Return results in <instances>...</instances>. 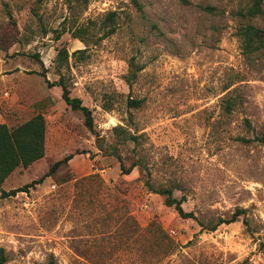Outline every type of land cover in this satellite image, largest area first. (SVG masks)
<instances>
[{
	"label": "rangeland",
	"instance_id": "1",
	"mask_svg": "<svg viewBox=\"0 0 264 264\" xmlns=\"http://www.w3.org/2000/svg\"><path fill=\"white\" fill-rule=\"evenodd\" d=\"M138 1L142 11L134 0H0V115L11 127L37 113L47 121L45 157L1 189L72 156L0 197L5 264H264V146L238 140L264 134V46L250 52L239 38L245 25L264 31V14L242 18L238 0ZM109 12L117 32L97 41ZM79 28L97 35L73 57L86 49ZM62 48L61 72L93 130L52 85ZM131 60L142 66L132 87ZM230 84L238 106L225 114ZM117 127L137 144H121ZM118 158L138 165L125 174ZM161 188L194 218L151 191Z\"/></svg>",
	"mask_w": 264,
	"mask_h": 264
},
{
	"label": "trees",
	"instance_id": "2",
	"mask_svg": "<svg viewBox=\"0 0 264 264\" xmlns=\"http://www.w3.org/2000/svg\"><path fill=\"white\" fill-rule=\"evenodd\" d=\"M86 4L91 0H85ZM241 1V8L238 10L237 14L244 19H255L264 14V0H238ZM135 6L142 11L141 4L138 0H134ZM206 9V8H202ZM119 14L117 12H109L105 15L103 19L99 22V25L95 24V29H99L102 32L100 37H96L97 41L104 40L111 37L117 32ZM96 33H91L89 29L79 28L74 33L73 36L79 39L85 44L86 49L78 50L72 55L76 57L80 53H84L87 48L91 45V39L96 36ZM239 38L243 41V44L247 50L250 52H255L264 46V31L253 26L245 25L242 26L239 32ZM70 60L69 51L66 48L59 50L58 55L55 59L57 69L59 72L60 80L57 81L53 86H58L62 89V99L64 102L74 111H80L85 116V123L90 130L94 129V120L92 117L91 110L84 106L82 100L77 97H71V92L68 85L65 82V76L62 74L61 69L64 67L65 63L68 64ZM142 71V66L137 64L135 60H131L129 64V73L127 76V83L130 87L133 86L138 78L139 72ZM232 84L225 87L224 91H228L227 94L222 99V109L223 113L231 114L234 108L238 106V102L235 98L236 89L229 90ZM129 107L137 109L141 106L142 102L136 99L129 100ZM122 130L121 144L133 143L137 144L139 137L136 134L128 130H123L122 127L115 128V131ZM46 137H47V121L43 114L37 113L29 120L23 122L17 126H9L7 124H0V197L8 198L16 196L18 193H26L29 188L43 183V181L52 176V174L62 165L68 164L72 159V156H68L60 161H57L50 168L49 172L46 173L39 180H35L32 183L6 192L2 190V185L5 181L17 170L19 169H29L34 163L41 160L46 155ZM239 141L244 143H258L264 146V134L255 135L253 138H238ZM121 163V168L123 173L128 174L137 167L138 164H134L128 170H125L124 164L122 163V158H118ZM125 171V172H124ZM98 176H86L80 179L81 183L90 182L96 179ZM155 194H159L165 197V204L169 207H175L177 212L182 218H194L191 213H186L182 207V200H177L174 198L173 189L161 188V189H151ZM243 210H238L234 214L232 220L224 221L220 220L219 223L212 228L215 231L218 226L223 223H233L237 218L242 215ZM7 262V257L5 255L4 249H0V264H5Z\"/></svg>",
	"mask_w": 264,
	"mask_h": 264
},
{
	"label": "crops",
	"instance_id": "3",
	"mask_svg": "<svg viewBox=\"0 0 264 264\" xmlns=\"http://www.w3.org/2000/svg\"><path fill=\"white\" fill-rule=\"evenodd\" d=\"M0 124H7V125H9L8 122H7L5 119L2 118V115H0ZM9 126H10V125H9ZM14 173H15V172H14ZM7 180H8V179H7ZM7 180H6V181H7ZM6 181H5V183H6Z\"/></svg>",
	"mask_w": 264,
	"mask_h": 264
},
{
	"label": "built area",
	"instance_id": "4",
	"mask_svg": "<svg viewBox=\"0 0 264 264\" xmlns=\"http://www.w3.org/2000/svg\"><path fill=\"white\" fill-rule=\"evenodd\" d=\"M5 95H8L7 93ZM53 189L55 188V186L52 187Z\"/></svg>",
	"mask_w": 264,
	"mask_h": 264
}]
</instances>
